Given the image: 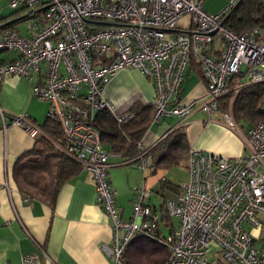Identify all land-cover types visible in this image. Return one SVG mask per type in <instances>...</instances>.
Listing matches in <instances>:
<instances>
[{
	"label": "built area",
	"instance_id": "built-area-1",
	"mask_svg": "<svg viewBox=\"0 0 264 264\" xmlns=\"http://www.w3.org/2000/svg\"><path fill=\"white\" fill-rule=\"evenodd\" d=\"M226 1L215 13L203 8V0L7 2L11 9L24 11L27 34L0 23V52L15 54L0 63V87L13 75H40L32 95L49 102L46 116L60 125L66 139L64 152L92 175L97 201L113 229L112 244L104 249L114 264H123L121 255L135 232L151 234L158 214L145 204L151 191L145 185L136 188L130 218H123L117 209L107 178L110 153L93 120L102 110L117 123L126 122L133 113L115 111L104 93L105 84L121 69H137L154 88L151 121L175 116L176 127H182L195 102H183L178 95L194 60L206 86L198 107L219 112L227 127L240 131L231 108L240 90L264 83V28L231 30L223 19L240 0ZM185 15L189 24L179 27ZM228 91L227 110L220 111L219 102ZM259 108L264 111V95ZM0 117L4 126L8 121L32 136L43 134L26 112L7 113L0 107ZM243 138L245 151L237 157L189 147L188 177L179 183L176 199L165 200L177 224L173 234L162 240L169 249L164 264H264V247L254 246L251 233V228L264 229V120L250 125ZM137 148L127 160H136L145 170L150 148L141 140ZM0 187L9 189L1 180ZM35 261V255L25 254L20 264Z\"/></svg>",
	"mask_w": 264,
	"mask_h": 264
},
{
	"label": "crops",
	"instance_id": "crops-1",
	"mask_svg": "<svg viewBox=\"0 0 264 264\" xmlns=\"http://www.w3.org/2000/svg\"><path fill=\"white\" fill-rule=\"evenodd\" d=\"M7 2L0 0V23L22 33L17 24L24 20V11L5 12L3 7L8 5ZM224 7L225 0H203V8L207 12L215 13ZM189 21L188 15L183 16L179 27H187ZM22 34H27L26 26ZM14 56L13 52L1 56L0 62ZM39 79L40 75L35 73L29 78L7 77L0 87L1 109L14 114L26 112L35 124L42 125L47 117L49 102L32 95V87ZM205 92L201 67L192 60L178 95L183 102H195L183 126L188 146L226 157L241 155L246 147L245 134L227 127L219 112L208 113L198 107ZM104 93L117 112L130 109L135 104H152L154 98L151 81L134 68L119 70L105 84ZM223 102L224 96L219 108ZM178 122L175 116L151 121L141 139L143 145L151 148ZM37 138L8 121L4 126L0 117V180L9 186V189L0 187V264H20L21 256L25 254L36 256L35 262L26 264H114L104 249V246L112 244L111 221L97 201L96 187L88 171L82 168L63 183L52 207L42 198L18 189L12 176L14 163L20 155L37 146ZM128 158L116 153L108 157L107 178L115 191L120 215L123 218L132 216L136 188L145 185L151 189L145 204L159 215V232L168 234L177 223L173 217L163 218L160 209L164 200L176 199L177 193L173 191V198H165L164 190L167 189L162 188L161 176H164L162 181L173 183L167 179L171 169L153 170L149 159L148 167L142 170L136 161H128ZM156 187L162 190L159 205L151 198ZM251 233L254 246L258 249L264 247V229L251 228Z\"/></svg>",
	"mask_w": 264,
	"mask_h": 264
},
{
	"label": "trees",
	"instance_id": "trees-1",
	"mask_svg": "<svg viewBox=\"0 0 264 264\" xmlns=\"http://www.w3.org/2000/svg\"><path fill=\"white\" fill-rule=\"evenodd\" d=\"M11 10L16 12L17 9ZM226 25L237 33L255 26L264 28V0H240L228 16ZM262 95L264 83L240 90L233 101L235 120L243 119L249 126L257 120H264V111L259 108ZM230 96V92L224 95L220 109H225ZM130 110L133 113L132 118L123 123H117L107 110L99 111L94 117L93 126L110 154L134 157L138 152L137 142L142 139L151 122L153 106L135 104ZM39 126L43 134L37 138V146L17 158L12 176L22 193L38 196L52 207L62 184L77 175L82 166L64 152L66 139L58 121L46 117L45 122ZM188 149L183 126L175 127L154 144L146 156L150 159L149 166L153 170L171 169L186 161ZM161 182L162 188L179 194V184L162 180ZM160 210L163 212V218H171L165 200ZM158 218L151 234L140 231L133 234L121 255L123 264H164L169 249L162 240L173 234L174 227H171L168 234L162 235L158 228Z\"/></svg>",
	"mask_w": 264,
	"mask_h": 264
},
{
	"label": "rangeland",
	"instance_id": "rangeland-1",
	"mask_svg": "<svg viewBox=\"0 0 264 264\" xmlns=\"http://www.w3.org/2000/svg\"><path fill=\"white\" fill-rule=\"evenodd\" d=\"M5 1V0H4ZM227 4V1L225 0V5ZM3 9L5 10V12H10V10H11V8L8 6V5H6V7L4 6L3 7ZM23 12V11H22ZM23 13H21V15H22ZM26 23H25V20H20L19 22H18V24H17V26L19 27V29H20V31L22 32V33H24V28H25V25ZM10 53H12V51H1L0 52V57L2 56H5L6 54H10ZM228 92H230L231 93V91H228ZM227 92V93H228ZM234 101V100H233ZM227 110V107L225 106V109H224V111H226ZM231 114H232V116H233V119L235 120V114H234V108H233V106H232V108H231ZM258 121V120H257ZM256 122V121H255ZM255 122H253V123H255ZM235 123H236V125H237V128L239 129V130H241V132L243 133V134H246V132H247V129H248V127H249V125L243 120V119H237V120H235ZM252 123V124H253ZM169 173H170V175L169 176H167V179H169L171 182H173V183H176V184H179L180 182H182V181H185V179H186V177H187V170H186V161H183L179 166H176V167H172L171 168V170H169ZM160 186V185H159ZM161 188L160 187H156V188H154V190H153V192H152V195H151V198H152V200H153V202L156 204V205H159L160 204V202H161V200H162V197H161ZM165 191V193H164V195H165V198H173L174 197V192L172 191V190H169V189H167V190H164ZM173 221L175 222V223H177V219H176V217H173Z\"/></svg>",
	"mask_w": 264,
	"mask_h": 264
},
{
	"label": "water",
	"instance_id": "water-1",
	"mask_svg": "<svg viewBox=\"0 0 264 264\" xmlns=\"http://www.w3.org/2000/svg\"><path fill=\"white\" fill-rule=\"evenodd\" d=\"M237 5H238V4H237ZM237 5H236V6H237ZM236 6H235V7H236ZM235 7H234V8H235ZM234 8H232V10H231V11H230V12L224 17L223 22H225V21L227 20L228 16L230 15V13L233 11Z\"/></svg>",
	"mask_w": 264,
	"mask_h": 264
}]
</instances>
